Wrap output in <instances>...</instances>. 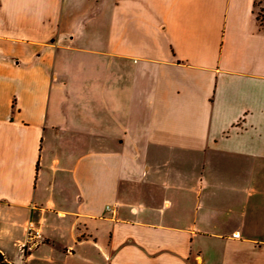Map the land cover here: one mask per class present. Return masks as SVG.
Masks as SVG:
<instances>
[{
	"label": "crops",
	"instance_id": "obj_1",
	"mask_svg": "<svg viewBox=\"0 0 264 264\" xmlns=\"http://www.w3.org/2000/svg\"><path fill=\"white\" fill-rule=\"evenodd\" d=\"M260 1L0 0V253L264 264Z\"/></svg>",
	"mask_w": 264,
	"mask_h": 264
},
{
	"label": "built area",
	"instance_id": "obj_2",
	"mask_svg": "<svg viewBox=\"0 0 264 264\" xmlns=\"http://www.w3.org/2000/svg\"><path fill=\"white\" fill-rule=\"evenodd\" d=\"M107 211H112L110 206L107 207ZM42 243L41 232L36 228L35 224L30 221L28 225L27 239L22 245V251L33 250Z\"/></svg>",
	"mask_w": 264,
	"mask_h": 264
},
{
	"label": "rangeland",
	"instance_id": "obj_3",
	"mask_svg": "<svg viewBox=\"0 0 264 264\" xmlns=\"http://www.w3.org/2000/svg\"><path fill=\"white\" fill-rule=\"evenodd\" d=\"M92 7L93 6H91L90 4H87L86 10L89 11V10L92 9ZM256 13L259 15L260 18H264V0H261L260 3H258V5L256 7ZM100 49H104V48H100ZM68 56H70V57L71 56L72 57L75 56L76 58H79L80 59V58H84L85 56H87V54H80V53H75V52L73 53L72 52V53H69ZM68 67L70 68V71L73 72L75 65L72 62V63L69 64Z\"/></svg>",
	"mask_w": 264,
	"mask_h": 264
},
{
	"label": "trees",
	"instance_id": "obj_4",
	"mask_svg": "<svg viewBox=\"0 0 264 264\" xmlns=\"http://www.w3.org/2000/svg\"><path fill=\"white\" fill-rule=\"evenodd\" d=\"M257 2H256V7H257ZM257 17L260 21L264 22V18H260L259 15L257 14ZM0 264H12L2 253H0Z\"/></svg>",
	"mask_w": 264,
	"mask_h": 264
}]
</instances>
